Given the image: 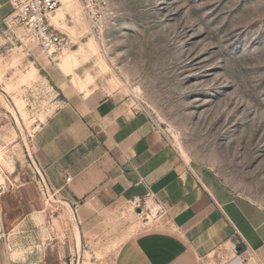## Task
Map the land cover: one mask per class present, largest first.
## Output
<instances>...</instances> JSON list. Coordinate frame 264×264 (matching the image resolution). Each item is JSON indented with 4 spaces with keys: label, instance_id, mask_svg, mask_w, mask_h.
I'll list each match as a JSON object with an SVG mask.
<instances>
[{
    "label": "rangeland",
    "instance_id": "1",
    "mask_svg": "<svg viewBox=\"0 0 264 264\" xmlns=\"http://www.w3.org/2000/svg\"><path fill=\"white\" fill-rule=\"evenodd\" d=\"M51 23L64 38L54 52L42 50L24 24L0 21L7 187L29 183L43 208L63 213L59 200L58 208L40 194L31 145L56 106L59 67L77 90L117 94L146 111L184 159L264 209V0H60ZM140 207L106 215L90 248L73 243L67 258L79 252V264H112L122 239L150 217ZM71 213L62 220L80 242ZM217 254L215 263L227 258Z\"/></svg>",
    "mask_w": 264,
    "mask_h": 264
},
{
    "label": "crops",
    "instance_id": "2",
    "mask_svg": "<svg viewBox=\"0 0 264 264\" xmlns=\"http://www.w3.org/2000/svg\"><path fill=\"white\" fill-rule=\"evenodd\" d=\"M12 10V0H0V21ZM58 69L56 106L31 145L63 213L43 208L29 183L8 188L0 195V264H79L81 253L67 258L71 244L90 248L106 215L142 204L150 217L122 239L112 264H213L221 250L227 258L215 264H264L263 208L184 159L146 111L117 94L79 91ZM69 213L80 242L71 220L63 223Z\"/></svg>",
    "mask_w": 264,
    "mask_h": 264
},
{
    "label": "built area",
    "instance_id": "3",
    "mask_svg": "<svg viewBox=\"0 0 264 264\" xmlns=\"http://www.w3.org/2000/svg\"><path fill=\"white\" fill-rule=\"evenodd\" d=\"M59 6L60 0H12L13 10L7 19L13 23L24 24L42 50L54 52L62 47L64 41L61 32L51 23V14ZM36 179L42 198L56 202L55 207H58L56 191L49 186L38 170H36ZM65 180L69 181L70 178L67 177ZM6 181L10 185L8 176L0 170V195L9 188L6 186Z\"/></svg>",
    "mask_w": 264,
    "mask_h": 264
},
{
    "label": "water",
    "instance_id": "4",
    "mask_svg": "<svg viewBox=\"0 0 264 264\" xmlns=\"http://www.w3.org/2000/svg\"><path fill=\"white\" fill-rule=\"evenodd\" d=\"M141 211V208L140 207H137L136 208V212H140Z\"/></svg>",
    "mask_w": 264,
    "mask_h": 264
},
{
    "label": "bare ground",
    "instance_id": "5",
    "mask_svg": "<svg viewBox=\"0 0 264 264\" xmlns=\"http://www.w3.org/2000/svg\"><path fill=\"white\" fill-rule=\"evenodd\" d=\"M73 53H74V51H73Z\"/></svg>",
    "mask_w": 264,
    "mask_h": 264
}]
</instances>
